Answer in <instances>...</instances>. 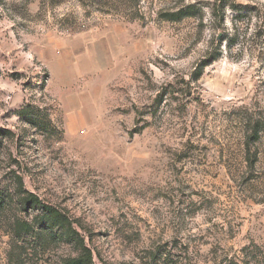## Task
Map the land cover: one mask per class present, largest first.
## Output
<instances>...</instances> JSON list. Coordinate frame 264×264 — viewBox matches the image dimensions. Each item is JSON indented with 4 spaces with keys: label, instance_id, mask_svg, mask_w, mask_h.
<instances>
[{
    "label": "rangeland",
    "instance_id": "rangeland-1",
    "mask_svg": "<svg viewBox=\"0 0 264 264\" xmlns=\"http://www.w3.org/2000/svg\"><path fill=\"white\" fill-rule=\"evenodd\" d=\"M111 24L125 32L103 96L61 110L40 51ZM250 120L264 123V0H0V264L79 254L45 206L96 264H264Z\"/></svg>",
    "mask_w": 264,
    "mask_h": 264
},
{
    "label": "crops",
    "instance_id": "crops-1",
    "mask_svg": "<svg viewBox=\"0 0 264 264\" xmlns=\"http://www.w3.org/2000/svg\"><path fill=\"white\" fill-rule=\"evenodd\" d=\"M123 32L122 26L111 24L94 32L52 39L40 51L49 72L48 89L61 110L87 111L103 96L122 51Z\"/></svg>",
    "mask_w": 264,
    "mask_h": 264
},
{
    "label": "trees",
    "instance_id": "trees-1",
    "mask_svg": "<svg viewBox=\"0 0 264 264\" xmlns=\"http://www.w3.org/2000/svg\"><path fill=\"white\" fill-rule=\"evenodd\" d=\"M223 9V6H222ZM179 16V15H177ZM223 18V15H222ZM213 62L211 60L204 61L203 64L199 67V69L196 72L195 80L199 81L201 74L204 73V70L206 67L212 65ZM264 129V123L262 121H249L246 126V141H245V161L246 163L253 168L256 165V162L258 161V155L259 151L256 148V143L261 140L262 131ZM38 203V198L35 196H28L27 199H25L24 204L25 211H29L33 206L36 207V204ZM44 212L47 215H50L49 218L50 222H62L64 221L69 229V240L73 243H76L78 245H82L81 251L76 257L70 258L68 260L67 264H96L94 262V255L92 250H90L86 244L83 238H81L78 231L73 227V223H71L68 219L62 220L60 213L58 210L52 206H45Z\"/></svg>",
    "mask_w": 264,
    "mask_h": 264
}]
</instances>
